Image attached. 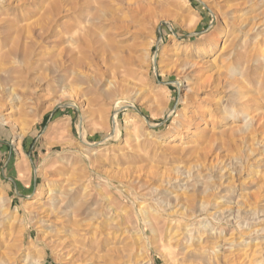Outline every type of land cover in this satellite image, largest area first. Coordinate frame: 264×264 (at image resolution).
Masks as SVG:
<instances>
[{"label":"rangeland","instance_id":"obj_1","mask_svg":"<svg viewBox=\"0 0 264 264\" xmlns=\"http://www.w3.org/2000/svg\"><path fill=\"white\" fill-rule=\"evenodd\" d=\"M138 2L0 0V264H264V0Z\"/></svg>","mask_w":264,"mask_h":264},{"label":"bare ground","instance_id":"obj_2","mask_svg":"<svg viewBox=\"0 0 264 264\" xmlns=\"http://www.w3.org/2000/svg\"><path fill=\"white\" fill-rule=\"evenodd\" d=\"M123 2H125L126 3V5H127V7L128 8H131V6H133V10H135L136 9V7H137V5H139V0H122ZM134 6H135V9H134ZM140 6V5H139ZM232 13V12H231ZM213 45H215V40L213 39H210L206 44H200V45H197L196 46V48H197V51H202V52H204V51H207V49L211 46H213ZM11 54H12V52H11ZM5 56V55H4ZM7 57H9V55H7ZM1 58V57H0ZM15 60V59H14ZM13 60V61H14ZM0 61H1V59H0ZM3 65H4V63H3ZM7 66V65H6ZM6 66H2V62H0V98H2L3 96H6L5 97V99L6 100H13V99H16L17 98V96L15 95V89H14V83H13V79H12V77L10 76V77H8V78H4V79H2L1 78V73H4V75H5V73H9L10 72V69H11V71L12 72H14L13 70H14V68H5ZM17 79V78H16ZM22 79V78H21ZM19 80H20V78H19ZM14 81H16L15 79H14ZM6 86V90L7 91H5V87ZM13 92H14V94H13ZM80 109H81V107H80ZM240 110H242L241 108H240ZM12 121V120H11ZM14 122V121H13ZM14 125V124H13ZM24 126V125H23ZM19 128V127H18ZM20 129V128H19ZM16 130V129H15ZM14 130V131H15ZM25 132V128H21V131L19 132L20 134L19 135H21V134H23ZM118 134H119V131L117 130V129H114V132H113V134H112V136H111V138L110 139H112L113 140V138H115V137H117L118 136ZM54 201V200H53ZM57 203V202H56ZM60 206V205H59ZM58 206V207H59ZM53 208H54V205L52 206ZM57 207V208H58ZM57 208H55V209H57ZM52 209V208H51ZM55 209H52L53 210V213L55 212L54 210ZM52 210H51V212H52ZM60 210V209H59ZM61 211H63V210H60V212ZM65 212H67L66 210H64ZM47 212H49V211H47ZM59 211L58 212H56V213H60ZM64 212V213H65ZM69 213V212H68ZM45 214H46V212H45ZM48 214V213H47ZM55 214V213H54ZM61 214H62V212H61ZM50 215V214H49ZM59 216V215H58ZM61 216V215H60ZM65 216V215H64ZM66 217V216H65ZM69 217H71L70 215H69ZM74 217V216H73ZM45 218H46V216H45ZM51 218V217H50ZM75 219V218H74ZM145 219H147L146 217H145ZM48 220V219H47ZM57 220H59V219H57ZM61 220V219H60ZM64 220V219H63ZM65 220L67 221V218H65ZM65 220H64V222H65ZM71 220H73V218L71 219H69V221H71ZM52 221V220H51ZM56 221V220H55ZM58 222V221H57ZM60 222V221H59ZM61 222H63V221H61ZM60 222V223H61ZM64 224V223H63ZM73 224V223H72ZM75 224V223H74ZM167 228L168 229H171V224H169V225H167ZM178 229V228H177ZM172 230V229H171ZM174 232H176V231H174ZM169 234H171V233H169ZM172 234H174V233H172ZM172 234H171V236H172ZM145 236V235H144ZM170 239H171V237H170ZM169 245H170V243H168Z\"/></svg>","mask_w":264,"mask_h":264}]
</instances>
